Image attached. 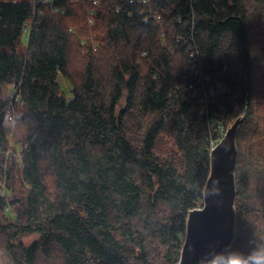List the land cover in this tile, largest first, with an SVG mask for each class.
Returning <instances> with one entry per match:
<instances>
[{
	"label": "trees",
	"instance_id": "trees-1",
	"mask_svg": "<svg viewBox=\"0 0 264 264\" xmlns=\"http://www.w3.org/2000/svg\"><path fill=\"white\" fill-rule=\"evenodd\" d=\"M245 110L244 253L264 237V0H0L17 121L0 125V264H176L210 143Z\"/></svg>",
	"mask_w": 264,
	"mask_h": 264
},
{
	"label": "water",
	"instance_id": "water-1",
	"mask_svg": "<svg viewBox=\"0 0 264 264\" xmlns=\"http://www.w3.org/2000/svg\"><path fill=\"white\" fill-rule=\"evenodd\" d=\"M246 110L231 121L209 151V171L202 190V205L188 211L185 233L176 264H200L214 251L230 248L236 231V135Z\"/></svg>",
	"mask_w": 264,
	"mask_h": 264
},
{
	"label": "clouds",
	"instance_id": "clouds-1",
	"mask_svg": "<svg viewBox=\"0 0 264 264\" xmlns=\"http://www.w3.org/2000/svg\"><path fill=\"white\" fill-rule=\"evenodd\" d=\"M16 115L5 113L0 117L3 127H15ZM200 264H264V237H259L246 252L225 248L214 251L206 260L202 257Z\"/></svg>",
	"mask_w": 264,
	"mask_h": 264
},
{
	"label": "rangeland",
	"instance_id": "rangeland-1",
	"mask_svg": "<svg viewBox=\"0 0 264 264\" xmlns=\"http://www.w3.org/2000/svg\"><path fill=\"white\" fill-rule=\"evenodd\" d=\"M57 81H58V83H59V85H60V87H61V89H62V91H63V93L65 95V97L67 99H70L72 97V92H71V85H70L69 81L62 75L58 76ZM8 87H9V85L6 86L5 89H7ZM7 94H8V92L6 90H4L2 92V96H6ZM219 136H220V133H219ZM27 241H30V239H27Z\"/></svg>",
	"mask_w": 264,
	"mask_h": 264
},
{
	"label": "built area",
	"instance_id": "built-area-1",
	"mask_svg": "<svg viewBox=\"0 0 264 264\" xmlns=\"http://www.w3.org/2000/svg\"><path fill=\"white\" fill-rule=\"evenodd\" d=\"M140 1H141L142 3H146L148 0H140ZM192 26H193V23H192ZM193 27H194V26H193ZM193 27H192V30H193ZM205 79H209V78H206V77H205ZM209 94L212 95V94H213V90H210ZM219 127H220V131H221L220 136L218 137L217 140H212V141H211V143H210V147H211V148L214 147V146L218 143V141L222 138V136L224 135L225 129L223 128L222 125H219Z\"/></svg>",
	"mask_w": 264,
	"mask_h": 264
}]
</instances>
